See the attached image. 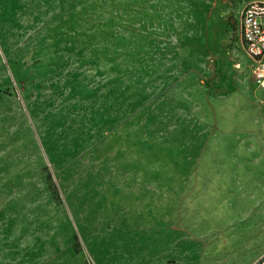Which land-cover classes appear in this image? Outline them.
I'll return each instance as SVG.
<instances>
[{
	"label": "rangeland",
	"instance_id": "obj_1",
	"mask_svg": "<svg viewBox=\"0 0 264 264\" xmlns=\"http://www.w3.org/2000/svg\"><path fill=\"white\" fill-rule=\"evenodd\" d=\"M250 0H0V264H264Z\"/></svg>",
	"mask_w": 264,
	"mask_h": 264
},
{
	"label": "built area",
	"instance_id": "obj_2",
	"mask_svg": "<svg viewBox=\"0 0 264 264\" xmlns=\"http://www.w3.org/2000/svg\"><path fill=\"white\" fill-rule=\"evenodd\" d=\"M240 36L251 61L253 84L264 91V0H250L244 5Z\"/></svg>",
	"mask_w": 264,
	"mask_h": 264
},
{
	"label": "crops",
	"instance_id": "obj_3",
	"mask_svg": "<svg viewBox=\"0 0 264 264\" xmlns=\"http://www.w3.org/2000/svg\"><path fill=\"white\" fill-rule=\"evenodd\" d=\"M252 83H253V81H252ZM254 85V84H253ZM259 89V88H258Z\"/></svg>",
	"mask_w": 264,
	"mask_h": 264
}]
</instances>
